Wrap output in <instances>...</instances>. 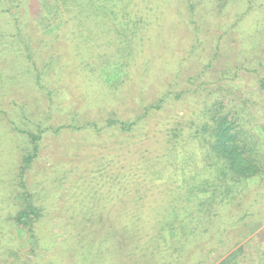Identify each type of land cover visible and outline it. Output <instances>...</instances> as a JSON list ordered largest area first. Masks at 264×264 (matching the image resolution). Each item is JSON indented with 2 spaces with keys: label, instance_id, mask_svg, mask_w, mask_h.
<instances>
[{
  "label": "rangeland",
  "instance_id": "1",
  "mask_svg": "<svg viewBox=\"0 0 264 264\" xmlns=\"http://www.w3.org/2000/svg\"><path fill=\"white\" fill-rule=\"evenodd\" d=\"M42 1L0 0V264H128L149 241L150 264H264V184L229 180L210 120L239 111L264 145V0L213 16L203 6L195 24L177 4L175 16L151 20L135 49L118 20L107 29L84 23L94 31L86 44L69 37L67 28L84 27L49 18ZM41 13L58 26L47 29ZM24 194L41 215L21 228L11 219ZM204 202L217 206L221 228L201 229L176 254L175 238L199 231ZM82 233L103 244L101 257L81 253Z\"/></svg>",
  "mask_w": 264,
  "mask_h": 264
},
{
  "label": "trees",
  "instance_id": "2",
  "mask_svg": "<svg viewBox=\"0 0 264 264\" xmlns=\"http://www.w3.org/2000/svg\"><path fill=\"white\" fill-rule=\"evenodd\" d=\"M49 1L50 0H43L42 1V7L46 10L47 14L53 16L56 14V17H59V15L63 16L62 18L67 21H72V24L76 22L79 26H83L84 28L78 33V31L73 30V28H67L68 29V36L71 37H82L84 44L87 42H90V33H94L89 27L84 25V23H97L101 24L104 28L107 29V26L111 22H115L118 20V26L120 27L116 29L118 33H130L134 39L129 42L130 48L133 49L135 45L139 47L140 42L136 44V39L140 35L143 36V34L147 33L146 26L151 25V20L154 18H157V15H161L162 12L167 13L169 15L168 17L175 16L178 12L182 13L184 12V18L183 20H188L191 23L196 22L195 16L198 14V11H200L201 7L207 6L208 8H211V16L216 14V9L223 8L225 5L227 7L236 5L237 7H243L241 6L242 3H245L247 6L250 5L253 0H54L55 3L53 5L58 4L59 9H55V13L49 11ZM255 1V0H254ZM218 3V5H216ZM180 4L182 7L177 8V12L173 10V8ZM141 5H143L145 13H141ZM244 13H247L250 10V7H247ZM200 7V8H199ZM217 7V8H215ZM53 6V10H54ZM62 8V12L60 9ZM219 8V10H220ZM59 11V12H58ZM221 11V10H220ZM138 12V13H137ZM43 13H41V16L39 18L44 19V23L46 22V28H54L55 26L51 23L50 19L45 17L43 18ZM49 20V21H48ZM177 20V18H176ZM18 22V20H17ZM43 23V24H44ZM70 22H68L69 24ZM117 23V22H116ZM71 24V25H72ZM175 25V23H174ZM17 26V24H16ZM44 27V29H45ZM122 27V28H121ZM18 29V27H17ZM121 29H123L121 31ZM173 29V28H172ZM21 30V29H19ZM109 31V30H107ZM79 34V35H78ZM101 34V33H100ZM19 38L17 41L21 42L22 45L20 47V51L24 52L25 54V48L28 50V42L24 41L23 34L18 31L16 34ZM69 36V37H70ZM93 37V36H92ZM94 38V37H93ZM14 45V43L12 44ZM135 49V48H134ZM138 50V48H137ZM18 54L17 50H15ZM134 51V50H132ZM134 53V52H132ZM31 56V55H30ZM31 59V57H29ZM103 63V62H102ZM106 69V68H105ZM101 74H103V67L99 70ZM25 73L29 75L31 73L30 68H27L25 70ZM105 74V73H104ZM37 83L39 84L40 79L37 76ZM264 82V81H263ZM264 87V83H263ZM167 96H163L156 104H153L151 107H146L145 111L146 114L149 113V111L152 108L161 109L166 102ZM220 103V101L218 100ZM218 111H215L214 114H211L210 120L212 121L213 125V139H212V146L213 150L216 153V157H220L227 168V175L229 176V180L236 184H242L244 181L253 182L258 181L257 184H264V145L260 143V141L252 134V129L248 130L246 125V120L243 118L239 111L234 110L233 112H228L226 115H221V113ZM114 123V122H113ZM112 123V124H113ZM138 122H133L130 124H126L124 126V129H131L133 127H136ZM131 127V128H130ZM36 149V148H35ZM34 158L32 154H28L23 159V167L22 171L26 170L31 166V161ZM133 169L135 172L138 171L137 166H133ZM22 177V176H21ZM235 184V185H236ZM237 186V185H236ZM260 186V185H259ZM264 186V185H262ZM264 188V187H262ZM25 200H26V206L24 209H22L17 216L13 217L11 219L12 223H15L18 227H29L32 225V222L36 221L41 213L38 211V208L35 206H32L28 200H30V196H27L29 194H24ZM119 204V206H118ZM218 207L220 208V211L225 207L224 202H217L216 203ZM123 208V204L117 203L114 208ZM147 207V208H146ZM150 207H153L151 204H148L145 206V210L149 209ZM116 208V209H117ZM210 208V205H209ZM207 208V203L204 202L201 204L197 210L199 212H205V218L198 221L199 222V231L194 230L191 233V239H187L186 237L180 236L179 238H175V243H177V248L175 249V253L178 254L179 249L181 250H188L191 245H193L194 238L197 237H204L203 231L201 229L207 230L209 228H212L216 226V228H221L222 222L220 220V216L218 213H216L218 210L217 206L215 208L209 209ZM216 211V212H215ZM214 213V214H213ZM213 214V215H212ZM252 215V214H251ZM247 219V214L240 218L238 222H236V225L240 224L244 220ZM97 223L100 224L99 221ZM131 230L134 227H129ZM30 232V228L27 229ZM115 230H113L114 232ZM132 231H128L126 229L125 231H120L118 233L125 234L130 233ZM31 233V232H30ZM84 238H82L81 234H79V243H82L83 248H81V253L87 252L88 254H91L90 249H94L96 251V257H101V254H99V251L102 249L103 244L101 247L98 246L97 242L95 243L90 237L89 233L85 234ZM34 236V235H33ZM31 236V237H33ZM175 237V235H173ZM83 239L86 241V244H83ZM113 239V238H112ZM115 240V239H113ZM120 243H122L121 239L119 240ZM195 242V241H194ZM150 243V241H149ZM149 243H143L138 244L139 252L134 253L131 255V257L128 259V264H150L149 261L150 255H154L156 252L154 245H150L152 247H149ZM91 244V245H90ZM97 244V245H94ZM35 244H32V250H35ZM111 246H113L111 244ZM159 251L161 249L158 248ZM121 247H118L117 249H120ZM161 248V247H160ZM151 251L148 253V251ZM149 255V257H147ZM183 255L177 256V258H174V261H179L182 259ZM165 258V256L161 257L158 261L161 262V259ZM165 261V259H163ZM157 264V263H156Z\"/></svg>",
  "mask_w": 264,
  "mask_h": 264
}]
</instances>
